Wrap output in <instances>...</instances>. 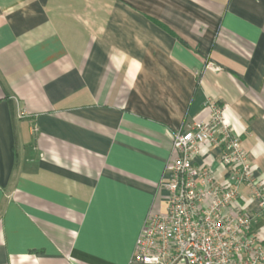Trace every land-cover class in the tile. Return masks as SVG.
<instances>
[{"label": "crops", "instance_id": "obj_1", "mask_svg": "<svg viewBox=\"0 0 264 264\" xmlns=\"http://www.w3.org/2000/svg\"><path fill=\"white\" fill-rule=\"evenodd\" d=\"M211 103L264 182V0H0V264H131Z\"/></svg>", "mask_w": 264, "mask_h": 264}, {"label": "built area", "instance_id": "obj_2", "mask_svg": "<svg viewBox=\"0 0 264 264\" xmlns=\"http://www.w3.org/2000/svg\"><path fill=\"white\" fill-rule=\"evenodd\" d=\"M209 108L208 120L175 133L173 158L165 169L166 213L147 217L131 264H264L259 233L238 206L245 202V187L264 216V182L255 177L226 108L215 103ZM205 146L219 152L222 181L209 162L195 164Z\"/></svg>", "mask_w": 264, "mask_h": 264}, {"label": "clouds", "instance_id": "obj_3", "mask_svg": "<svg viewBox=\"0 0 264 264\" xmlns=\"http://www.w3.org/2000/svg\"><path fill=\"white\" fill-rule=\"evenodd\" d=\"M35 264H39V258L36 259Z\"/></svg>", "mask_w": 264, "mask_h": 264}]
</instances>
